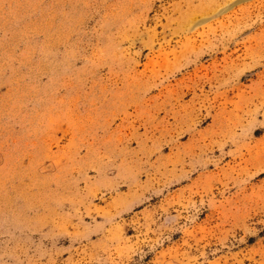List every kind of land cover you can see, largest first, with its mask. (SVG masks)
<instances>
[{
    "label": "rangeland",
    "instance_id": "rangeland-1",
    "mask_svg": "<svg viewBox=\"0 0 264 264\" xmlns=\"http://www.w3.org/2000/svg\"><path fill=\"white\" fill-rule=\"evenodd\" d=\"M0 264H264V0H0Z\"/></svg>",
    "mask_w": 264,
    "mask_h": 264
}]
</instances>
